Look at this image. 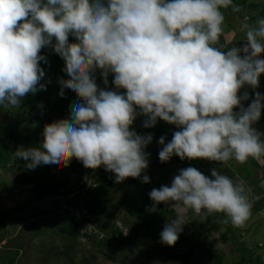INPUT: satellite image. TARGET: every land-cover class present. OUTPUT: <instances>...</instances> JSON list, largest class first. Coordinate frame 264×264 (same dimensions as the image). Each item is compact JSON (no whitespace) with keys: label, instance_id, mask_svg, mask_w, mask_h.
I'll return each mask as SVG.
<instances>
[{"label":"clouds","instance_id":"1","mask_svg":"<svg viewBox=\"0 0 264 264\" xmlns=\"http://www.w3.org/2000/svg\"><path fill=\"white\" fill-rule=\"evenodd\" d=\"M250 1V0H249ZM239 8L233 0H0V106L18 108L22 98L44 89L41 49L52 46L65 61L70 79H61L60 95L70 89L81 100L71 119L46 124L40 147L21 149L16 156L26 167L67 165L72 158L85 168L101 166L116 182L139 178L148 167L144 149L153 136L130 130L139 114L174 124L173 134L159 152L162 163L173 155L181 160L207 159L244 164L264 158V140L253 125L261 117L264 96L259 92L244 108L242 87L259 86L264 74V18L240 31L242 48L218 47L223 34L221 9ZM75 43H69V36ZM55 39V43L52 41ZM243 53V56L241 55ZM107 84L114 74L118 91L99 89L94 72ZM239 108V111L235 109ZM211 177L195 167L180 170L171 186L148 194L153 209L170 204L175 219L161 232V242L173 246L191 210L201 220L223 213L233 227L251 216L250 189L217 169ZM144 175L142 182H149Z\"/></svg>","mask_w":264,"mask_h":264},{"label":"rangeland","instance_id":"2","mask_svg":"<svg viewBox=\"0 0 264 264\" xmlns=\"http://www.w3.org/2000/svg\"><path fill=\"white\" fill-rule=\"evenodd\" d=\"M245 1L247 2L248 0ZM235 2H240V0H235ZM250 2L257 5L252 11L253 15H250V12L244 8L239 9L240 12L234 11V16L232 17L228 15L229 9H223L225 17L223 35H235V38L245 39V33L240 31L241 24L245 20L243 18V12L247 13L248 11L250 19H248L247 22L249 24L254 25L257 19L264 18V0H250ZM260 10H262L261 16H256V12H259ZM220 44L221 41L219 39L218 45L216 46H219ZM243 46L244 45L239 44L237 45V48H242ZM241 55L243 56V53H241ZM259 58L264 59V53H261ZM94 73H98L101 76L104 90L118 91L120 94L126 93L125 89L121 88L120 91L119 89H116L113 83L114 77L111 79V77L114 76L113 73H109V86H105L106 84L104 83V78L100 69ZM242 88L244 90L240 91L239 95L243 96L245 92L248 94L249 98L241 101L243 107L247 108L255 99V94L257 92L264 96V74H261L259 77V86L257 88L253 89L248 85H245ZM262 104H264V101H262ZM32 110L33 108L27 106H19L18 108H5L0 106V125L8 127L21 121L22 123L18 128L21 129L23 134L35 130V144L37 147H40L44 139V127L46 124L52 122L45 115L40 116L39 114H33ZM235 111L238 112L239 108L235 109ZM137 112V118L130 130L135 131L141 136L148 134L153 136L151 143H149L144 149L145 153L148 154V167L141 174V176L147 175L150 178L149 182L137 188L134 183L129 184L128 181H131L132 179L137 180L140 177H129L120 183L111 180L112 187L110 188V195L112 193V197L110 202L114 201L120 203L119 207L115 210L110 209L106 211H101L100 208L94 209L96 213L91 216V221L87 223L84 222L85 220L82 221V224L86 227L80 229L74 238H67L65 235H60L56 230V225L59 224L58 222L61 219V217H59L60 215L68 217L75 213L73 209L65 208V199H60V201H58V196H48L52 202L57 201L56 204L50 203V205H48L47 209L50 210V213L48 214L47 212L39 210H30L31 206H34L31 203H28V205H22V203H26L27 200H30V198L35 196L36 193L33 191L35 188H48L49 186L46 183L54 184L70 175L69 164L72 163L71 160H75L76 162L80 161L76 158H72L67 165L58 166L55 164H49L51 169L47 170L43 168L44 164H41L34 170H30L25 166L27 162L13 161L14 159L19 158L16 156L18 150L27 149L23 144L15 142L14 152L11 154L13 158L10 159L11 161H7L3 166H0V212L11 208H19V212L13 213L5 218V223L4 221L0 223V225H3L2 232H6V238L0 240V263L1 259L4 258V254H12L11 251L6 252L3 255L2 253L6 250L12 249V246H16L15 248L19 247L16 256L14 258H6V264H11V262L12 264H136L137 260L142 258L148 262L147 264H154V262L149 260L146 255L138 254L137 256V253H134L133 250L130 251V253L128 252L130 247L136 250L137 247L135 245L138 239H140L138 243L142 240H144L143 242L148 243L143 232H135L129 242L123 244V242L113 240L114 235L110 234L109 229L114 227L119 230L120 240L128 238L127 235L129 229L135 224V220L129 215H126V203L130 202L133 204L138 200L140 195H142L141 191H146L149 187L156 189L159 188L158 183L162 184V182H164L165 186L170 187L174 177L179 174L180 170L187 167H195L209 178H212L211 170L215 168L221 174L227 175L233 181H244L246 188L250 189L249 199L252 206L251 216L246 224L243 227H233L231 222H229L228 224H225V226H221L218 231L211 232L205 237L199 235V238L202 240L200 242L207 245L213 241V248L220 254V264H238V255L243 251L239 244H242L246 251L242 258L246 256L245 254H252V248L253 255H255L249 263L247 260L242 263L241 260L239 264H254V262L257 263L258 260L260 262L259 264H261V262L262 264L264 263V158L260 161L249 158L244 164H240L233 159L226 164H222L207 159L189 160L185 158L181 161L178 157L176 158L175 155H173L168 162L162 163L159 159V152L164 145L159 144V139L164 137L165 144H167L170 141L166 140V137H171L172 140L174 132L180 131L181 129L177 128L176 125L169 124L159 118L153 127L145 128L143 125L148 117L139 114V109H137ZM31 116L32 118L29 119ZM52 116L55 121L62 119L70 120L71 111H64L62 115L52 113ZM41 119L43 120V123H41ZM39 123L41 124V127H38ZM253 127H255L261 134H264V107L261 109L260 119L253 125ZM157 129H161L159 136L154 135ZM6 134L11 135L9 129L6 131ZM261 139L264 140V135H262ZM74 168L78 169L80 166L75 165ZM82 168H85L83 164ZM87 178L88 175L84 174L81 176V181H84ZM127 184L130 186L127 187ZM121 185H123V187ZM261 187H263V189H261ZM69 198L71 197L67 196L66 199ZM36 205L37 202L35 206ZM165 205H168V207L172 209L171 214L174 215L175 210L171 205ZM155 210H157V207H155ZM65 211L68 212V215L65 214ZM50 216H52L51 220L44 221L47 218H51ZM1 218L2 215L0 216V219ZM122 220H124L125 223ZM34 221L37 222L35 223L36 227H40V232H36L34 237H30L31 232L29 229L26 230L23 225ZM170 222L171 221H167V223ZM35 224L32 225V229ZM187 227L188 225L186 224L183 227V230ZM89 232L91 235L97 236V238H94L93 236L92 238H88L87 235ZM247 232L250 233L251 236H248ZM186 234L191 235V232L187 231ZM223 235V238L226 239L225 241H221ZM229 237H232L235 242L233 243ZM98 239H103L102 243L99 244ZM106 241L109 242L108 258H104L98 254L99 249H104ZM251 241L253 242L252 247L250 243ZM184 248L185 247L181 245V249ZM195 253L196 252L193 253L192 257V261L195 262L194 264H204L201 257ZM68 254L69 261H67V258L65 257Z\"/></svg>","mask_w":264,"mask_h":264},{"label":"trees","instance_id":"3","mask_svg":"<svg viewBox=\"0 0 264 264\" xmlns=\"http://www.w3.org/2000/svg\"><path fill=\"white\" fill-rule=\"evenodd\" d=\"M239 1V0H237ZM106 3V0H105ZM233 4L237 6L239 9H254L257 5L254 3H251L249 0L246 2L245 0H240V2H235L233 0ZM237 4V5H236ZM228 15L234 16V11L232 10V7L228 8ZM223 12V9H221ZM260 10L256 16H261ZM240 12V11H239ZM244 17V16H243ZM229 18V17H228ZM250 19V18H248ZM76 40L71 35L69 36V43H75ZM52 43H55V39H53ZM40 55H42L45 59L39 61L40 67L44 70L45 75L42 77L40 83L45 85L44 89H38L36 93H29L25 97L22 98L20 106L22 107H31L33 108V114H39L40 116L45 115L48 117V119L51 122H54V118L52 116V113H58L59 115H62L63 112L71 111L72 106L76 103H82V100L74 94L70 89L64 88V95H60L61 91V84L59 81L61 79L67 80L70 79V77L67 75V73L64 71L65 68V61L59 56V54L55 53L53 47L47 46L43 49H41ZM98 70V69H97ZM96 70V71H97ZM114 75V74H113ZM95 80L97 83V86L99 89H104L103 87V80L101 79V76L98 73H94ZM114 76L111 77V79ZM108 81L110 80L108 75ZM109 86L110 82L107 83L105 86ZM79 101V102H77ZM32 116L29 118L31 119ZM44 119V118H42ZM41 119V123H43ZM21 121L16 122L12 126L3 127L0 125V166H3L7 161H11L10 159L13 158L11 155L12 152H14V144L15 142L23 144L27 149L29 147L36 148L35 144V138H36V131L33 130L31 132H26L23 134L21 132V129L18 128V126L21 125ZM41 124H38V127ZM10 130V134H6V131ZM39 129V128H38ZM161 129H157L154 133V135L159 136ZM152 133V132H151ZM15 134V136H14ZM171 136V135H169ZM173 136V135H172ZM166 140L171 141V137H166ZM28 146V147H27ZM39 147V146H38ZM177 158L178 156L175 155ZM179 160H181L178 157ZM13 161L17 162H25L26 161L22 158L14 159ZM183 161V160H181ZM72 163L69 164V171L70 175L66 176L64 179L60 180L56 183H46L49 187L48 188H35L33 191L36 193L34 197L30 198V200H27L26 203H22V205H25L28 203L33 204L34 206H31L30 210L33 211H42L50 213L47 209L48 205L50 203L56 204L57 201H53L48 196H58L57 199L60 201V199H65L64 204L65 208H71L75 211L74 214L71 216H62L60 221L57 224V232L60 235H65L67 238H74L76 237V234L79 232L80 229L85 228L86 226L82 224V221L84 222H90L91 216L96 213L94 209L100 208L101 211H106L110 209H117L120 205V203L117 202H110L111 195H110V188L112 187V181L116 178L114 176V173L106 171L103 166L97 168V169H89V168H82L81 162H76L75 160H71ZM79 165L80 168L75 169L74 166ZM38 167V166H37ZM43 168L49 170L51 169L50 165H44ZM87 174L88 178L84 181H81V176ZM143 176H141L139 179L131 181H128L129 184L134 183L135 186L141 187L145 183L142 182ZM155 185V183H154ZM45 186V185H44ZM123 187V185H121ZM130 185L127 184V187ZM165 186L164 182L162 184L158 183V187ZM157 188V189H159ZM154 189L153 187L147 188L146 191H141L140 197L137 201H135L133 204L130 202L126 203L127 207V214L130 217H132L135 220V224L132 225V227L129 229L128 232V238H124V240H120V231L116 228L112 227L109 229L110 234L114 235L113 240H118V242H123V244H126L131 239L132 235L135 232L141 231L145 234L147 242H143L144 240L136 242V250H134L132 247L128 249V252L134 251V253H137L140 255H146L149 260L154 262V264H194L195 262L192 261L193 253L196 252L198 256L201 257L204 264H220L219 263V257L220 254L218 251H215L213 248V241L208 243L207 245H204L200 241L201 238H199V235H202L203 237L209 235V233L218 231L221 226H225V223L223 221L225 220V215L223 213H213L207 216L205 220H201L199 216H196L191 210L188 212V220L189 222L186 223L188 227L179 233V239L173 246H169L167 244H164L161 242V232L163 231L164 227L166 226L167 221H171L172 219H175V214L172 215V209L166 206L165 203H160L156 205L157 210L153 209V201L149 197L150 191ZM263 189V187H261ZM47 193V194H46ZM76 193V194H73ZM67 196H70L71 198L66 199ZM30 201V202H29ZM37 202V205L35 206ZM35 203V204H34ZM39 203V205H38ZM43 209V210H41ZM19 212V208H11L7 209L6 211L0 212V216L2 215V218L0 219V223L4 221L5 218L9 217L11 214ZM65 214L68 215V212L65 211ZM47 218L44 221H49L52 219ZM169 218V220H168ZM171 219V220H170ZM124 222V220H122ZM37 222H30L24 224L25 229H29L31 232L30 237H34V234L36 232H40V227L37 228L36 224ZM125 223V222H124ZM34 225L33 229L31 228L32 225ZM185 224V225H186ZM38 225V224H37ZM62 225V226H60ZM184 225V226H185ZM3 225H0V240L2 238H6V232H2ZM39 226V225H38ZM183 226V227H184ZM247 230V229H246ZM245 230V231H246ZM190 231L191 235H187L186 232ZM249 231V230H248ZM25 233V232H23ZM248 236H251L250 233H248ZM25 236V235H24ZM88 238H97L95 235H91L90 232L88 233ZM202 237V238H203ZM224 235L221 237V241H225L226 239L223 238ZM26 238V237H25ZM101 239V238H100ZM98 239V243H102V240ZM229 239L234 243L235 240L232 237H229ZM111 240V239H110ZM109 242L106 241V245L103 248L99 249L98 254L103 256L104 258L109 257ZM138 243V244H137ZM251 247L253 245V242L251 241ZM181 245L185 247L184 249H181ZM239 246L242 248L243 251L240 252L238 255V264L241 262H245V260L248 261V263L254 258L255 255H253V248H252V254H244L245 248L242 244H239ZM16 247V246H15ZM12 246V249L6 250L2 253V255L6 252H12L11 255L4 254V258L1 259L0 264H6V258H14L17 254V251L19 250V247L15 248ZM128 255V254H127ZM67 258V261H69V254L65 256ZM142 257V256H141ZM248 258V259H246ZM257 258V257H256ZM9 262V261H8ZM148 262L146 260L138 259L136 264H147ZM223 263V262H222ZM259 264V260L257 261ZM254 262V264H257ZM12 264V262H11ZM262 264V262H261ZM264 264V263H263Z\"/></svg>","mask_w":264,"mask_h":264},{"label":"crops","instance_id":"4","mask_svg":"<svg viewBox=\"0 0 264 264\" xmlns=\"http://www.w3.org/2000/svg\"><path fill=\"white\" fill-rule=\"evenodd\" d=\"M247 10L250 12V15H253L252 14L253 9H247ZM248 11H247V13H245V12L242 13L243 16H244L243 17L244 19H245V17L249 18L250 15H249ZM257 13L258 12H256V14ZM220 41H221V44L218 47H221V49L224 50V51L228 50L230 47H237V45H239V44L245 45L247 43V41L245 39L235 38V35L228 36V35H223V34L220 37ZM120 90L121 89H119V91ZM242 90H244V89L241 88L240 91H242Z\"/></svg>","mask_w":264,"mask_h":264}]
</instances>
